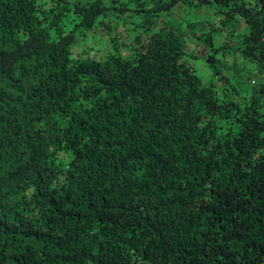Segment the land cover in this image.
<instances>
[{
	"label": "trees",
	"instance_id": "obj_1",
	"mask_svg": "<svg viewBox=\"0 0 264 264\" xmlns=\"http://www.w3.org/2000/svg\"><path fill=\"white\" fill-rule=\"evenodd\" d=\"M176 5L243 22L206 60L250 61L247 101L157 27ZM0 264H264V0H0Z\"/></svg>",
	"mask_w": 264,
	"mask_h": 264
},
{
	"label": "rangeland",
	"instance_id": "obj_2",
	"mask_svg": "<svg viewBox=\"0 0 264 264\" xmlns=\"http://www.w3.org/2000/svg\"><path fill=\"white\" fill-rule=\"evenodd\" d=\"M161 17L156 23L157 27L167 30L170 26L169 21L175 22L178 31L183 35L180 46L186 62L203 83L211 84L215 88L218 97L234 99L240 103L249 99L255 85L262 81V73H257L250 61L243 59L236 51L227 52L224 56L215 54L217 60L214 61V65L220 70L218 74L211 70L206 60L210 53L207 48L208 42L211 46L223 43L232 51L239 46L241 32L245 28L243 22L222 20L220 14L214 13L211 7L195 8L189 5H176L170 11L162 12ZM221 17L224 18L222 14ZM133 18L129 17V21ZM123 34L121 38L127 44L126 47L133 50L136 45L131 42L133 29H130L129 24L124 25ZM105 37L101 31L87 33L85 43L82 45L92 55L110 51ZM68 156V153L61 154L63 160Z\"/></svg>",
	"mask_w": 264,
	"mask_h": 264
}]
</instances>
